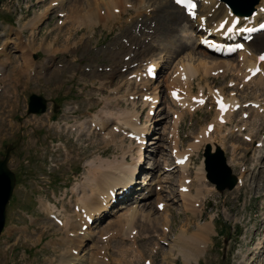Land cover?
Segmentation results:
<instances>
[{
	"label": "rangeland",
	"instance_id": "1",
	"mask_svg": "<svg viewBox=\"0 0 264 264\" xmlns=\"http://www.w3.org/2000/svg\"><path fill=\"white\" fill-rule=\"evenodd\" d=\"M120 1L122 2V0H60V7L51 8L47 17L43 18L44 22L42 20L39 24L43 23L35 27V21L45 15L50 4L46 2L43 6L38 0H0V41L4 35H9L10 38L17 35L15 39L5 38L6 44L15 41V44L5 45L6 50L2 47L3 42L0 43V82L2 85L5 83V92L0 87V158L3 157L9 144L13 146L8 166L16 175V185L7 204L5 228L0 235V264H61L62 258L68 253L70 255L71 251L69 249L65 252L61 249L63 246L57 244L56 239L67 243L69 232L72 231L67 233V228L63 224L67 233L64 236V228L47 216L46 209L51 207L62 221L65 220V223L69 216L75 217L77 213L75 204L83 197L82 185L89 177L90 167L100 163L104 165H107V162L117 163L122 160L124 152V160L133 163L131 152H126L128 148L132 149L128 147L129 141L121 134H116L113 139L109 137V131L112 133L111 126L103 132L90 129L95 133L99 131V136L80 134L75 129L78 122L89 120L93 114H95L93 121L97 118L106 122V119L115 120L113 118L116 115L107 117L112 113L139 110L140 100L134 106L129 101L119 99L136 90L127 83L126 79L134 70L140 68V63L125 69L121 61L122 56L131 52L134 54L133 61L151 56L163 64L156 81L162 87V96L170 78H174L170 75L171 71L173 73L182 64L189 63L199 67V72L194 75L195 79L193 77V94L197 95L202 87L204 96H207L202 108L186 111L181 115L174 131H172L173 111L179 109L164 96L161 97L160 108L154 115L156 121L152 119L149 129L150 121L142 123L146 127L145 140L148 141L143 149L145 159L139 176V186L142 190L138 194L134 193V198L138 200L130 203L136 205L139 211L133 225L138 230L137 236L133 238L136 239L137 244L133 251H122L131 244V241L126 240L125 234L121 232L124 227L126 228L124 222L123 224L118 222L123 219L121 215L126 213L124 207L126 204L118 203L114 208L103 212L101 219L93 225L95 237L104 231L109 233V247L102 248L104 253L100 256L104 255L110 264L112 258L119 257L121 253H125V257L123 256L125 259L133 253L143 256L135 255L137 258L134 259L138 264L146 258H151L154 264H184L182 255L175 256L176 247L172 245L180 240L185 243L190 237L193 239V233L207 226L209 235L202 233L206 236L204 251H201L199 259H197L199 256L189 259L187 264H256L257 262L264 264V153H260L262 154L260 156L259 148H256L252 142L258 140L264 127V115L251 110L249 117L241 121L239 114L232 115L231 120L234 124L245 127L242 132L233 130L232 125L228 123L219 127L222 126L219 119L222 115L227 117L226 112L223 114L216 110L217 114L214 117V100L207 91V87L210 86L209 90L211 87L214 90L221 89L225 96L234 95L244 103L251 100L264 103V87L257 83L259 74L251 78L250 84L243 83L242 86L241 72L238 71L242 63L239 53L221 58L215 53L203 50L198 37L191 30L190 23L184 20L185 16L180 13L182 11H177L179 8L173 7L170 0H147L150 1L149 3L146 0L141 2L127 0L126 2L134 3L135 6L125 9L124 12L113 11L116 7L123 10ZM144 3L151 4L150 16L153 17L152 25L156 29L152 35L155 46L149 45L146 49L141 41L133 36L135 33H132L129 25L131 17L139 18L143 14L137 15L135 8L143 9L144 6V9H147V6H141ZM101 7H105V10ZM167 10L171 12V17L166 16V13H169ZM60 11L64 13V22L68 21L70 27H67V24L61 29L56 25L63 17L60 16ZM33 15H35L34 19L29 21ZM67 17L69 18L65 21ZM95 18H101L103 27L96 23L94 29L91 28L93 24L91 21ZM18 22L22 26H18ZM17 26L19 29L16 33ZM83 27L90 28L80 30ZM24 28L41 31L37 42V37L33 36L32 32L26 36L24 41L36 43L33 46L25 44L23 48L20 35ZM48 28L53 30L49 33ZM8 30H11L9 34ZM88 34H93L94 37L86 41L84 35ZM145 35L150 37V33L145 32ZM260 35L264 36L262 33ZM126 36L130 39L127 40ZM259 36L253 41V47L264 50V38ZM122 38L125 40L123 41ZM89 42L93 46L109 47L110 50L106 48L107 51L102 52L94 48L89 49ZM180 47L185 48L175 53ZM62 50H69V57L72 59H68V54ZM143 50L148 51L143 52ZM33 52L39 55L38 67L43 66L48 58L49 61H47L48 67H43L44 72L38 70L35 75L29 76L23 72L33 67L32 60L27 59V57L34 58ZM137 54L138 58H136ZM223 59L229 61L233 68L225 72L221 69L211 75H205L207 69L210 71L214 64ZM116 61L121 62L115 66ZM58 62L63 66H58ZM126 62L127 60L125 64ZM87 64L94 72L83 69L82 66ZM105 68L113 70H105ZM169 76L167 83L166 78ZM189 88L191 89V86ZM113 89L119 91L115 94L112 92ZM31 93L43 95L48 100L49 107L44 114L27 113V98ZM213 95L216 100L218 94L213 92ZM171 107L173 108L170 109ZM260 107L258 104V110L261 112ZM180 114L178 113V116ZM211 120L215 123L214 131L210 132L212 137L207 138L210 139V143L223 145L232 173L242 177V185L231 191H218L206 180L201 171L204 143L201 142L199 147L197 142L192 143L204 127L207 129L205 125ZM220 121L223 122L222 119ZM227 130L231 133H227L224 137L223 134ZM248 132L253 134L252 141H246L242 136ZM173 139L179 151L185 150L188 144L192 152L197 148L192 153L189 163H184L187 164L184 171L180 167L179 170L176 168L164 170V167L173 164L171 156ZM201 139L198 141L200 142ZM263 151V147L259 149V152ZM120 163L128 165L124 161ZM151 166L155 167L153 171ZM185 172L187 176L184 175ZM187 177L191 179V184H188L191 193L190 198L183 200L178 195L181 192L178 193V184L181 178ZM157 182L161 190L155 189ZM140 195L144 197L140 198ZM157 199L165 203L164 209L157 208ZM188 202L189 206L186 208ZM129 215L128 212L127 217ZM146 215L152 220H146ZM164 215L169 217V223L163 224ZM119 226H123L122 230L115 231ZM88 229L91 231V227ZM180 235H183V238L178 240ZM103 236L102 240H105ZM85 240L82 242L81 236L70 238L71 243L76 241L75 247L80 251L77 256L83 259L81 264L92 260L90 257L95 252H92L95 247L91 244V240L87 242ZM260 243H263L262 248H259ZM85 247L86 251H84ZM172 248L174 251L170 252L169 249ZM62 252L65 255L61 257ZM81 252L86 253L82 256Z\"/></svg>",
	"mask_w": 264,
	"mask_h": 264
},
{
	"label": "bare ground",
	"instance_id": "2",
	"mask_svg": "<svg viewBox=\"0 0 264 264\" xmlns=\"http://www.w3.org/2000/svg\"><path fill=\"white\" fill-rule=\"evenodd\" d=\"M51 3H50V5H51ZM55 4L56 3L53 2V4L51 6L54 7ZM50 5L48 6V9H47V12L45 13V15L41 16L40 19L37 18V20L39 19V21H37V20L35 21L36 22L35 27L43 20V18H45L47 16V13L49 12V9L51 8ZM160 5H163V3H160ZM171 5H173V4H171ZM56 6L60 7V4L58 3ZM173 7L176 8L175 5H173ZM177 11L180 12V9ZM167 12H169V13H166L167 14L166 16L171 17L172 16L171 12L168 10H167ZM180 13L183 14L182 12H180ZM194 16H195V19H189V17H185V18L190 23V26L196 32H198V36L213 38L214 40L220 41L222 43H224V42L229 43V40H230V37L232 34L241 35L244 33V32H239V28L244 29L245 27L254 26L257 24V22L260 19L264 20V0H260V2L255 7V11L250 16H241V15L239 16V15L233 14L230 11V9L224 5V2H222L220 0H198L197 1V7L194 10ZM235 17H237V19H238L237 23L234 22ZM203 18H205L204 22H202ZM224 20L226 21L225 26L221 27L220 24ZM61 23H63V21H61ZM57 26H58V24H57ZM32 35L35 36L33 33H32ZM255 37L252 39V41L245 44V48L239 52L240 59L242 58L241 66L243 67V69L245 68L246 70H245V72H242L243 69L241 67L238 69V71L242 72L241 73L242 83L245 84L244 77L248 74L249 70L257 64L259 66V72H258L259 77L257 79V81H258L257 83H259L260 86L264 87V60L260 61L258 59V56L261 53V50H258V48L253 47V41L257 39V38L255 39ZM259 38H264V36H259ZM243 45H244V43H243ZM183 48H185V47L178 48L175 53L182 50ZM248 55H250V56H248ZM152 60H154V59L152 58ZM154 63L156 64V66H159L160 62L155 61ZM189 64H186V65L182 64L180 67H178V70L175 71L174 72L175 74L172 76L174 78H170V81H169V84L173 85L172 87H178V88L186 91L188 93V95H190V93H191V91H190L191 89L189 88V86L191 85V83L193 81V77H194V75H196L199 72L198 66L195 67V65L192 66ZM214 65L215 66H212L213 68L211 67L212 69L210 71L208 69L205 71V75H211L212 73H214V72L216 73L217 71H219L221 69H224V72H225L228 69L233 68V66H231L230 62L227 61L226 59H223V61L216 63ZM255 81H256V79H255ZM250 82L251 81H249V84H250ZM253 83H256V82L253 81ZM172 87H170L169 89H173ZM153 97H151L150 99H152ZM226 101L231 103V107L226 111V116L229 117L234 113V106H235V104L238 103V101L234 97H230ZM260 109H262V107H260ZM223 116L224 115H222V118L220 117V119L223 120ZM126 117H128V116L119 117L117 119V125L118 124H120L122 126L125 125L129 129H133L135 131L142 130V128H139L137 126V123L135 120H132V119H129ZM224 118H225V116H224ZM220 119H219V122L222 123V121H220ZM108 120L106 119V122H104L101 120H97V118H96V121H93V123L96 125V124H99V121H100L101 123L99 124V127H104ZM206 131H207V129L205 128V132ZM201 140L206 141V142H208V141L211 142L209 138H206L204 136H202ZM211 145H212V148L215 147L214 143H211ZM192 147H194V144L192 145ZM136 152H137V157H136V159H134L133 163L130 165L129 164L126 165L124 163H118V162L117 163L107 162V165L100 163L97 166L94 165V166L90 167V169L88 171V173H90L88 175L89 177H87V179L84 181V183L82 185L83 197L79 198L77 200V204H76L78 207H80L84 211L83 215L88 216L89 212L96 211L98 213L100 210H105L107 208V206H106L107 200L110 198L109 194L115 188V186H119V187L123 186L124 187V186L132 184L134 182L135 172L137 170V167L139 166V161H141V159H142V147L141 146L137 147ZM190 152H192V148H188L185 152H182L181 154H183V153L188 154ZM181 154H178L175 152L174 158L179 157V155H181ZM186 165L187 164L181 165L180 169H182V170L185 169ZM203 176H204V173H203ZM184 179H186V178H181L179 180V184H180L179 186H180V188L187 186V188L189 189L188 185H184ZM239 182H240V180H239ZM190 193L191 192L189 189L187 192L181 191L179 195L181 196V198L183 200H187V198H190ZM103 202L105 203V206L101 205V203H103ZM158 203H159V201H158ZM188 206H189V202L187 203L186 208ZM125 211H126V213L121 215V217H123V219H121L122 221H118V222H121L120 224H123L122 222H124V224L126 225V228L129 230L130 228L133 227L134 221L136 220L139 211L137 210V208L135 206H132L131 208H129ZM128 212L130 214L128 216L129 218L127 217ZM49 213H51V212H49ZM164 216L163 217H164L165 222H163V224L169 223V221H170L169 217L166 215H164ZM145 219L148 221L152 220L147 215L145 216ZM73 223L74 222L70 221L69 218L66 219V222L64 223V225L67 228L66 229L67 233L69 231H71L70 230L71 228H75L76 224L75 223L73 224ZM83 224H85V222L82 221L81 223H79L77 225H79V228H80L81 225H83ZM120 224H118V225H120ZM198 230H199V228H198ZM72 231H74V230H72ZM89 232L90 231L88 229L87 232L82 234V236H81L82 242L84 239H87L91 236V233L89 235ZM209 232H210L209 227H207V226L201 227L199 232L193 233V235H192L193 239H191V237H190L189 240H186L187 242L184 241L185 243H182V240H180L183 238V235L182 236L180 235L178 238V240H180V242H176L175 245L174 244L172 245V246L176 247V249L173 247L176 251L175 256L176 255H182L181 257L185 261L186 264H187V262H189V259L191 260L193 258H197L201 254L202 248H203L204 243H205L204 240H205L206 236H204L203 234L209 235ZM97 243H98V241L96 240L95 243L92 242V245L94 247H97L96 246ZM262 245H263V243H260L259 248H262ZM173 248L169 249L170 252L174 251ZM81 261L82 260L79 256H75L72 253L69 255V253H68V255H66L62 258L61 264H81L82 263Z\"/></svg>",
	"mask_w": 264,
	"mask_h": 264
},
{
	"label": "water",
	"instance_id": "3",
	"mask_svg": "<svg viewBox=\"0 0 264 264\" xmlns=\"http://www.w3.org/2000/svg\"><path fill=\"white\" fill-rule=\"evenodd\" d=\"M234 12L238 14H249L253 10L257 0H224ZM29 102V111L42 112L45 109V102L42 97L32 95ZM209 147V146H208ZM206 147L205 168L210 182L216 185L218 190L231 189L236 182V177L231 174L230 168L226 165L225 157L218 149L210 153ZM8 154V151H7ZM7 156L0 160V232L5 220V207L14 186V175L7 169Z\"/></svg>",
	"mask_w": 264,
	"mask_h": 264
},
{
	"label": "snow or ice",
	"instance_id": "4",
	"mask_svg": "<svg viewBox=\"0 0 264 264\" xmlns=\"http://www.w3.org/2000/svg\"><path fill=\"white\" fill-rule=\"evenodd\" d=\"M191 7H195V4H191ZM242 47V46H241ZM260 59L264 60V56H261Z\"/></svg>",
	"mask_w": 264,
	"mask_h": 264
}]
</instances>
